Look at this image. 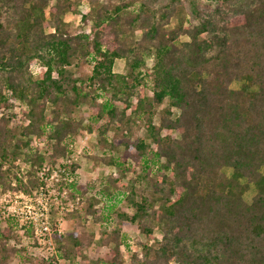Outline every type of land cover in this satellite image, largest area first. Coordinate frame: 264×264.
<instances>
[{"label": "trees", "instance_id": "obj_1", "mask_svg": "<svg viewBox=\"0 0 264 264\" xmlns=\"http://www.w3.org/2000/svg\"><path fill=\"white\" fill-rule=\"evenodd\" d=\"M120 59L124 74L113 71ZM85 64L91 74L74 76ZM83 105L110 173L63 186L80 203L56 255L35 258L30 227L0 224V264H264V0H0L2 191L42 184L37 171L71 153ZM132 124L144 135L116 143ZM130 227L152 242L132 251Z\"/></svg>", "mask_w": 264, "mask_h": 264}, {"label": "rangeland", "instance_id": "obj_2", "mask_svg": "<svg viewBox=\"0 0 264 264\" xmlns=\"http://www.w3.org/2000/svg\"><path fill=\"white\" fill-rule=\"evenodd\" d=\"M87 7H88L87 5H83L82 7H80L79 10L81 12H86ZM78 18H79L78 16H74L72 14L65 15V21L69 22L71 24L72 28H78L80 26ZM174 25H175V21L172 20L169 27H172ZM83 30L87 31L88 28L85 27ZM151 65H152V60L148 59L146 61V64H145V67L143 70L149 72ZM70 69L73 70L74 76H76V77H87L91 74V67L88 64L82 65L78 69H74V68H70ZM113 71L117 74H124L125 73L124 60L123 59L115 60L114 65H113ZM239 87H240L239 82H234L231 84V88H233V89H238ZM131 101L134 102L133 99ZM21 108H23V107L17 103V107L15 109V112L18 113V115H20V109ZM165 110H166V106H164V105L156 106L154 108V113L152 116V124L154 126H158L159 118L164 114ZM46 115H49L48 111H47ZM75 115L77 117L76 118L77 121H80V119L82 120L81 125L77 129V134L74 137V142H76V147H78L79 145L81 146L80 141L84 138V136L86 137V141H85L84 145H82L84 149L81 152V155H80V158H79V161L77 164V165H79V168H78L77 174H76L77 179H78L80 184H84L86 182H90V181H93L96 179H102L103 180L110 173V168L104 167L102 164H98L95 161V158L97 156H100L103 150L100 147V145L98 144L97 132L94 131L92 133H89L85 130V126L90 124V121L88 120L87 107L84 105L81 106L80 108H78L76 110ZM175 115H176V113H174L173 117ZM8 126L12 127V124L8 123ZM144 133H145V130H144V127L142 125L132 124L130 131H128L125 134L120 133L117 136H115V142L119 143L122 141H126L127 143H131V142L135 141L138 137L143 136ZM121 134H123V135H121ZM171 134H173V133L171 132ZM109 136L111 137L112 133H110ZM30 146L42 148L43 142L41 140L33 139L31 141ZM85 151L87 152V158L84 157V155H83ZM17 165L20 168L23 167L24 169H26V167L24 166L23 163H17ZM224 173L227 176H229L231 171L228 169V170H225ZM115 175H116V177L118 176L117 174H115ZM127 176L131 177L132 174L131 173L127 174ZM125 181H126V179H125ZM34 189H32L29 192H23L22 190H20L16 187L15 181H13L11 183V187L9 189L3 190V191L0 189V197H2V195H4V194H8V193H10L11 195L13 193H16V194H18V193H23V194L31 193ZM253 194H254V188H253V186H250L249 189L246 191V193L243 195V199L246 202H250ZM0 212H1V209H0ZM1 216L2 215L0 213V224L5 223L9 218H12V217H5L4 219H2ZM12 219L17 223L18 226H20V223H18L14 218H12ZM62 219H63V221H61L62 230H63L62 234H64L66 231V228H67V221H66L64 216ZM88 221H89V219H87V223L85 224V227L88 229V231H91V229L92 230L95 229V232H97V229L99 228V226L98 225L97 226H90V223ZM113 227H115V226H113V225L109 226L107 229L108 230L113 229ZM23 232H24L23 230H20L19 232H17V234L21 236V234H23ZM123 232H124L123 234L125 236V240L131 246L132 251L139 252V249H140V247L134 243L135 239L138 240L141 244H144V243L150 244L152 242V241L148 240L146 236L137 232L134 228H131V227L130 228H124ZM155 233H156L155 237L157 239H159L160 238L159 233L158 232H155ZM62 234H60V235H62ZM60 235H55L53 237L54 244H55V239ZM21 238H22V240H21L22 244L27 246V247L29 244L33 243L32 242L33 238H31L32 240L31 239L29 240V239H27V237H24V235L21 236ZM35 245L38 246L37 243ZM55 249H56V247H55ZM28 251L37 259L43 258L47 254L48 255H56V253L54 254L51 251L49 252L48 250H46L45 248H43L41 246H38L37 249L36 248L35 249L28 248ZM90 251L91 250L84 253L86 255L87 259L93 258V256L96 255V251H91V252ZM104 251H106V249H102L101 252H99V253H102ZM99 253H97V254H99ZM122 253H123L125 260L128 261L129 256H130V252L129 251L128 252L123 251ZM10 264H19L18 258L11 261ZM60 264H84V262L79 259V260H75V261H71V262L60 261Z\"/></svg>", "mask_w": 264, "mask_h": 264}, {"label": "built area", "instance_id": "obj_3", "mask_svg": "<svg viewBox=\"0 0 264 264\" xmlns=\"http://www.w3.org/2000/svg\"><path fill=\"white\" fill-rule=\"evenodd\" d=\"M86 137L80 141L69 144L71 153L61 159L54 166L40 168L36 176L42 184L31 193H10L0 197L1 218L12 217L20 226L30 227L32 237L38 246L49 252L56 253L53 237L62 234L63 216L76 208L80 200L78 197L70 198L63 186L71 183L72 177L77 174L71 168L78 164Z\"/></svg>", "mask_w": 264, "mask_h": 264}]
</instances>
